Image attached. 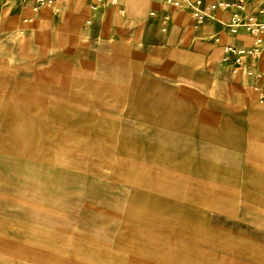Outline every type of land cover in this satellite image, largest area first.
<instances>
[{"label": "crops", "instance_id": "1", "mask_svg": "<svg viewBox=\"0 0 264 264\" xmlns=\"http://www.w3.org/2000/svg\"><path fill=\"white\" fill-rule=\"evenodd\" d=\"M5 1L0 264H264V79L233 76L219 61L226 45L251 42L243 28L227 30L236 9L212 11L202 24L175 11L163 31L160 0H107L93 9V0H62L36 12L31 0ZM261 2L247 0L245 12ZM12 34L5 52L2 38ZM133 48L151 54L141 57L146 64H158L152 54L160 63L177 57L188 70L197 60L218 61L224 103L207 98L197 106L193 72L147 73L159 82L155 89L117 88L120 72L132 80ZM258 68L264 75L262 61ZM100 71L107 76L99 79ZM69 79L112 84L69 89ZM164 81L174 87L162 88ZM69 97L76 111L90 98L108 127L139 129L124 141V160L132 162L138 140L141 167L84 168L78 157L70 163ZM215 124L230 136L220 143L236 145L235 167L213 169L212 140H196V127L210 134Z\"/></svg>", "mask_w": 264, "mask_h": 264}, {"label": "rangeland", "instance_id": "2", "mask_svg": "<svg viewBox=\"0 0 264 264\" xmlns=\"http://www.w3.org/2000/svg\"><path fill=\"white\" fill-rule=\"evenodd\" d=\"M5 4L8 6L10 4L9 0L5 1ZM17 35V34H16ZM16 35H5L2 39L4 40L5 52H8L12 43L16 40ZM123 50L120 51L119 55L123 56ZM131 56L134 59V64L132 67V80L126 79L124 73L117 76L116 87L123 88H132L133 90L139 91L140 89H150V88H159V82L154 80L147 73H163L165 75H170L171 73L187 74L195 73L196 80L195 83L196 91V103L197 106L201 103H204V99L211 98L212 102L220 105L224 103V96H222V91L225 89V84L220 82L221 76L225 73L224 69L216 61L215 65H210L204 61L197 60L194 69L187 68L186 64L182 60L178 61L177 57H171L172 61L165 60L163 63L159 60V57H154V61L158 64H146L141 57L143 55L150 56L151 54H146L145 51L141 49H132ZM142 54V55H141ZM208 55L206 56V59ZM178 62H181L177 64ZM120 67V66H119ZM118 67V68H119ZM72 66H69V78L72 76L71 73ZM117 68V69H118ZM211 68V69H210ZM127 73V72H126ZM205 73H210L213 77L210 80H206L204 75ZM101 78L102 76H107L105 71H100L98 73ZM101 82V81H100ZM98 80L94 81H84L82 83L84 88L87 89H108L112 84L105 82V84H100ZM102 83V82H101ZM162 83V88L172 89L173 81H164ZM183 82H180V84ZM187 83V82H185ZM80 82L77 84L75 81L69 79L68 86L69 89L76 88V85H82ZM225 93V92H224ZM69 110H68V119H67V131H68V142H67V152L69 159L74 161H69L70 163L75 164V158H80L78 161L79 166L84 168H140V161L138 155V149L135 150L134 146L138 145V140H132L131 145V158L132 162L124 160L125 157L129 158L127 152L129 151V144L124 143L125 140H131V136L139 137V129H131L124 127L123 123H116L108 127L107 122L101 121L98 118V113L93 110L91 106L90 98H83V102L80 104L85 105L83 110H75V107L70 106L73 100L76 97H69ZM105 103V102H104ZM123 102H116V105H122ZM105 104H113L111 102H106ZM218 114V113H217ZM214 123V122H213ZM129 124V123H127ZM133 125V124H132ZM100 127V128H99ZM154 132V130H153ZM235 136V135H232ZM196 140H203V137H206V140H212V144L209 147L208 154L211 157V167L217 169L226 165L228 167H235V144H225L220 143V140H230V136L225 135V130H221V127L215 124L211 133H204L203 129L196 127ZM199 151L203 152V148L199 147ZM227 150V151H226ZM227 159V160H226Z\"/></svg>", "mask_w": 264, "mask_h": 264}, {"label": "built area", "instance_id": "3", "mask_svg": "<svg viewBox=\"0 0 264 264\" xmlns=\"http://www.w3.org/2000/svg\"><path fill=\"white\" fill-rule=\"evenodd\" d=\"M62 0H31L32 9L36 12L38 7L54 6ZM107 0H93L91 9ZM110 4H115L116 0H109ZM162 7L166 9L160 17L162 30L171 19L172 12L185 11L197 24H202L208 14L212 11L226 10L234 8V13L227 30L230 34H235L239 28H243L250 36L251 42L247 46L226 45L220 55L219 61L229 68L233 76L238 74L263 80L264 75L258 68V62L264 65V0L260 3L254 13L245 12L247 0H233L225 2L223 0H212L205 5V0H160ZM157 13L150 11L148 16L155 18ZM263 97V95H261Z\"/></svg>", "mask_w": 264, "mask_h": 264}]
</instances>
